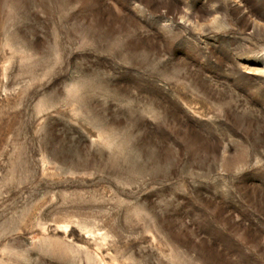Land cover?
<instances>
[{"label": "rangeland", "instance_id": "obj_1", "mask_svg": "<svg viewBox=\"0 0 264 264\" xmlns=\"http://www.w3.org/2000/svg\"><path fill=\"white\" fill-rule=\"evenodd\" d=\"M0 264H264V0H0Z\"/></svg>", "mask_w": 264, "mask_h": 264}]
</instances>
